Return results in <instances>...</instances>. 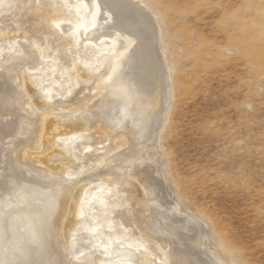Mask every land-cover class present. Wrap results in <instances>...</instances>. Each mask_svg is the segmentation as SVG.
I'll return each instance as SVG.
<instances>
[{"label": "rangeland", "instance_id": "374dc122", "mask_svg": "<svg viewBox=\"0 0 264 264\" xmlns=\"http://www.w3.org/2000/svg\"><path fill=\"white\" fill-rule=\"evenodd\" d=\"M140 1L158 25L168 75L155 143L141 138L136 105L122 125L111 119L122 96L109 87L114 66L98 69L108 38L78 34L80 0H0V264H147L149 255L159 264H264V0ZM83 113L85 128L66 131ZM49 117L60 118L56 131ZM153 149V172L167 181L162 200L114 166L122 156L147 161ZM172 203L209 242L198 233L187 248Z\"/></svg>", "mask_w": 264, "mask_h": 264}, {"label": "bare ground", "instance_id": "6f19581e", "mask_svg": "<svg viewBox=\"0 0 264 264\" xmlns=\"http://www.w3.org/2000/svg\"><path fill=\"white\" fill-rule=\"evenodd\" d=\"M80 1H81V5L79 7V11L84 15V18L82 21L78 22L77 25L79 28L78 34L81 36V38H82V34L85 32H88L87 38H90L89 40H91L95 44H100V40L102 37L108 38V41H105L102 43L105 51L99 55L98 59H99V62H101L102 64H100L98 69L102 68V70H103V68H108L111 64L114 66L115 77L113 76L114 81L112 82V84L109 87H110V89H111V87H113L112 89H115V93H118L119 95L122 96V99L119 102L118 108L116 110L117 114L115 116H113L114 118H111V119H113L114 122H116L115 124L122 125L123 122H125V119H127V116L130 117L131 114L133 116V113H132L133 110H131L132 109L131 105H136L138 107V108L136 107V109H137L136 118L138 119V116H139V117H141L140 120H142L144 123H146V127H144L145 125L142 124V129H140L141 127H139L140 124L138 125L139 129L141 130V132L139 131L140 134L141 135L143 134V136H141V138L146 137L147 142L152 141V143H155L157 131H158L159 126L162 122V119H163V117L167 111L168 102H169V90H168L169 87H168V81H167L168 75H167V68H166L167 66H166V61L163 57L162 49L160 46V36H159L158 25H157L156 21L154 20L151 12L147 10L145 5L142 4L140 0H80ZM82 42H84V40ZM92 72L93 73L85 71L84 73H82V71H81L82 76H83L82 78H85V77L87 78V77H90V76L95 75L97 73V71H95V72L92 71ZM92 78H93V76H92ZM33 91L35 92V90H33ZM106 94H107V91H106ZM112 95L113 94H111V96ZM36 99H37L36 104H38L40 106V108H43L46 106V104L43 103L45 101L41 102L39 100V98H36ZM108 99H109V97H108ZM115 100H116V98H115ZM101 103H100V105H101ZM103 103H104V100H103ZM110 103H108V104H110ZM100 107H102V106H100ZM104 107H106V106H104ZM112 112H113V110H112ZM84 113H83V115H81L80 117H77L76 119L68 120L66 123V128L64 127L65 130L67 131V130L85 128L86 121H87L86 119L91 114L87 115V114H89V113H87L86 115H84ZM110 113H111V111H110ZM113 113H115V111ZM58 118L59 117H57V118H55V117L50 118L49 117L48 118V121L46 124V129L49 132L51 131V129L54 127V125L58 121L60 122V120H59L60 118L59 119ZM89 119L90 118H88V120ZM46 120H47V118H46ZM87 124H89V121ZM88 126L89 125H87V127ZM54 128H56V127H54ZM57 129H58V127H57ZM136 133H137V131H136ZM47 134H48V132H47ZM135 135L138 136L137 134H135ZM139 140L141 141L142 139H139ZM142 144H143V142H142ZM146 146L148 147L149 144ZM149 150H150V148H149ZM120 153H121V151H120ZM146 153H147V151H146ZM134 156H132L133 157L132 159H134ZM158 156L159 155H158L157 149H155V150L153 149L151 151V153L149 152V155H147V158H145L147 161L143 160L142 158H141L142 160L125 161L124 159L122 160V157H123L122 156L120 158H117L118 160L115 158L116 160H115L114 166L119 165L125 171L134 174L136 177H138V179L143 183V185L147 189V192H148L147 194H149L150 196L157 195L156 198L157 199L160 198L162 200L166 194L164 192V190H162V188H164L163 186L165 185V183L167 181L164 178H163V180L161 179L162 175L159 172V168H157L158 169L157 175H155L153 172L154 167L152 166V161H154V159H155V161L158 160ZM135 157H137V156H135ZM113 163H114V161H113ZM108 164L110 166L113 165V164L111 165L110 163H108ZM58 166H55V168L58 169ZM157 166L159 167L160 165L157 163ZM81 190H82V187L78 189L74 198L78 197L77 195L81 192ZM71 194L73 195V193H71ZM22 195H23V193H22ZM23 199H24V197H23ZM24 200H22V201H24ZM164 200H165V198H164ZM172 204L173 205H168V209L167 208L166 209L169 212L170 217H172V219L176 222V224L182 228L183 231L182 230L181 231L184 232V230H185V232H186L185 235L188 236V237L185 236V238H188L186 240V241H188L187 248H192V249L195 248V246H196V245H194L195 243L192 244L191 241L193 240V238H196V240H197L198 233L202 239H204L205 241L207 240V242H209L210 237H209L208 231L204 227H203L204 228L203 229L202 225H199L200 222L198 223L197 219H195L193 217V215H190L189 212H187L188 214L185 211H184L185 213H182L179 210V208L181 206L178 208V206H176V204H174V203H172ZM177 204H179V203H177ZM47 208H48L47 203L44 202L43 214H46L47 217H49V212L48 213L46 212ZM181 209H183V208L181 207ZM50 211H52V210L50 209ZM15 215H17V214H15ZM18 215H20V214H18ZM23 216H25V215H23ZM73 220H74L73 216L70 215L69 218L67 219V222H66L68 224V226ZM37 225H34V226H37ZM44 226H46V225H44ZM48 227L49 226H47V228ZM40 230H46V229H40ZM43 238H45V237H43ZM176 238H178V237H176ZM40 239L42 240V238H40ZM179 240H177L178 244H176L178 247V248L176 247L177 250L180 249L181 244H182V247L184 246L183 243H179L181 241V240L180 241ZM42 244H43V242H42ZM209 247L214 248L213 245H211V244ZM117 249H118V247H117ZM115 250H116L115 247H113L112 252H115ZM122 251H123L122 255L124 257H126V260H131L132 262L136 263L135 260L133 259V256H131L129 252H126V249H124ZM207 251H208V249L203 252L204 253L203 254L204 259L209 260V262H210V260L212 258H210L211 256L209 254H212L213 252L211 249L208 252ZM209 252H211V253H209ZM199 254H200V252H199ZM39 257H40L39 258L40 261L43 262V260L45 258L44 255L40 254ZM53 257H55V256H53ZM145 257L147 259V264H159L153 256L149 255V256H145ZM215 257H216V255H215ZM53 259L55 260V258H53ZM143 259H145V258H143Z\"/></svg>", "mask_w": 264, "mask_h": 264}]
</instances>
